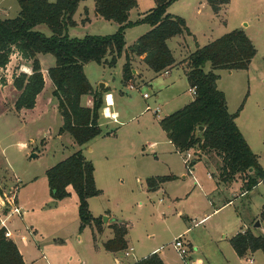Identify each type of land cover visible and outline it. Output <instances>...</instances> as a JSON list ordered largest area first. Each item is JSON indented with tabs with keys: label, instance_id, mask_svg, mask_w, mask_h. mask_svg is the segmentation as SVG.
<instances>
[{
	"label": "trees",
	"instance_id": "1",
	"mask_svg": "<svg viewBox=\"0 0 264 264\" xmlns=\"http://www.w3.org/2000/svg\"><path fill=\"white\" fill-rule=\"evenodd\" d=\"M16 1L19 5L17 15L0 17V70L7 66L14 53L31 61L30 74L19 70L12 77V84L19 92L14 108L31 109L44 87L37 54L54 56L55 63L47 69V75L62 118L59 134L67 133L79 148L45 171L49 193L52 198L60 200L69 196L70 187L78 198L79 228L93 225L99 232L102 216L91 215L88 199L99 195L101 190L95 185L93 163L85 158L80 147L102 133L98 120L103 101L87 79L83 65L93 61L115 66L124 51L126 28L148 24L151 28L128 46L125 55L122 81L132 84L131 57L143 55V62L155 73H160L175 63L167 40L191 33L183 17L167 13V8L175 0H155V6L135 21L129 20V12L137 6V0H94L96 14L116 23L118 29L108 35L85 34L80 38L69 37L67 29L75 25L73 14L81 0ZM228 1L208 0V3L214 12H218L220 6ZM40 25H46L51 34L45 35L38 30ZM255 54V46L242 28H235L203 46H197L182 61L188 68L189 87L196 90L194 99L159 120L161 129L178 152L192 149L196 153L190 160L191 167L202 154L215 152L221 159V164L216 167L217 176L211 172L217 184L231 183L240 178L245 193L258 183L264 185V170L236 125L235 118L242 105L236 112L229 113L225 95L217 88L219 75L216 71L247 70ZM206 63L210 64L208 71L204 70ZM84 95L92 96L91 107L81 104ZM199 127L202 130L197 132ZM171 179L173 176H158L148 178L146 184L154 189V184ZM261 218L264 219V207ZM117 222L111 225L113 237L103 243L107 251L127 249L126 222ZM4 233L5 228L0 225V264H24L16 244ZM229 243L239 257L257 250L264 253V234L254 233L251 228L235 233ZM132 264L165 263L154 252Z\"/></svg>",
	"mask_w": 264,
	"mask_h": 264
},
{
	"label": "rangeland",
	"instance_id": "2",
	"mask_svg": "<svg viewBox=\"0 0 264 264\" xmlns=\"http://www.w3.org/2000/svg\"><path fill=\"white\" fill-rule=\"evenodd\" d=\"M86 1L89 4L92 2V0ZM137 3L136 11L142 12L141 15L148 12L156 4L155 0H138ZM203 3L205 4H200V0H175L167 8V13L181 16L185 19L187 27L196 33L199 46L207 44L210 40L219 37L222 34V30H225L223 27L225 22H222V19L226 21L227 28H229L227 32L235 28H244L247 29L248 33L253 37V44L257 52L254 57L253 65H255L254 70L256 68L258 71L256 72V76L254 74V80L250 81V87H248L245 78L243 79L242 75L244 74H241L238 77L237 93L239 94L240 92V96L243 93L242 96L244 95V97H246L248 88L250 89L249 97L246 100V106L248 107V105H250L249 108L251 109V112L254 113V117L249 125V131L247 133L245 132V134H247L253 152L260 154L264 149V81L261 82L262 79L264 80V0H229L228 3L224 4L225 8H223L224 12H222V16L213 15L215 20H212L214 22L211 29L207 27V25L210 24V19L207 11H205L206 9L209 11L210 8L207 6L208 0H204ZM204 5H206V8ZM4 8H7V13L3 14V12H0V17L13 18L18 13L19 5L16 0H0V10ZM198 8L201 10L204 9V12L201 14L197 13ZM136 11L133 13V16H136ZM109 25L110 24H107L105 20H102L101 23L92 25L86 33H81L77 28L69 27L67 29V34L69 37L78 38L85 34L108 35L114 33L113 26L110 27ZM37 29L45 35L51 34V31L46 25H40ZM143 30H145V25H139L127 29L125 34L127 43L132 41L135 34H143ZM178 37L179 36L170 39L169 47L174 51L176 57H188V55L195 50L194 41L187 38L186 46H179L176 43ZM43 57V66L45 69L48 62L50 63V66L54 65L55 58L52 54H44ZM11 58L10 61H12ZM20 64L31 65V61H27L23 58L16 60L14 58L9 72L6 70L7 66L3 70H0L1 86L7 83L6 75L12 73L13 77V74L20 70ZM119 64L120 60L118 65L112 68L91 61L84 66L85 75L92 80L94 89L98 88L101 82L104 83L106 81L108 84L114 82L123 88L125 87V84L120 80L121 72ZM184 68H187V66H184ZM209 69V63H206L204 70L208 71ZM182 70V67L174 69L172 76L175 73L181 74ZM227 72L229 71L227 70ZM227 72H222V79L218 84L221 88H225L226 84H229L230 87L232 86V79L226 76ZM162 79L163 77L160 76L155 84ZM259 79H261L260 82L258 81ZM134 84L136 89H128L129 91L127 90L128 92L125 94L127 97L131 96L132 100H130L129 104L126 103L124 105V115L127 114V116H134V119L120 129L119 138L116 140L117 142L125 143L126 145L130 143L135 144L142 137L152 134L150 130H144L143 127L146 123L154 125L159 131H162L160 125L156 124V121L158 118L160 120L163 116L164 109L160 108L157 115H154L151 110H143L146 104H149L151 108L153 107V103L155 99H157V92L155 91L156 85L152 82L153 85L150 86L149 84L141 83V81H139L138 84ZM1 86L0 89L2 88ZM49 87H47L46 91L49 90ZM178 90L181 92L178 98L179 102H174L179 104L175 107L177 109L194 97L188 89H185L184 85L182 87L181 84H178V86L172 91H174L175 94ZM225 90L228 94L231 93L230 90ZM11 91L12 90L7 88L5 90L2 89L3 95L7 97V104L3 107V104L0 101V162H2L5 169H7L5 171L1 168L0 170V185L2 187L0 188V191H3L8 196L13 193L14 195L18 193V198L24 203H28L29 206L33 208V212L30 211L33 214L31 217L33 216L34 218H37V216L42 213L44 215V211L46 210V207L41 204L44 202V195L48 196L50 194L45 176L46 169L64 159L66 156L77 150L78 147L76 146L77 148H72L68 135H62L60 139L56 137V129L60 124V118H56L55 116L49 119V117L46 116L44 119L36 121L28 120L27 118L24 120L14 111L9 110L8 105H10L11 101ZM169 92L171 91L164 90L163 95H166ZM143 93H147L149 97H142ZM231 106L230 102V108ZM140 111H143V113L138 115ZM44 128L50 130V133L45 134L42 132V129ZM106 141L110 142L115 140L108 139ZM23 142L26 143V146L22 145ZM31 151H34V153L36 152L38 156L32 157ZM128 151L129 150L127 149L125 154L127 159H129ZM118 152V150L112 148L110 152L111 154L109 155L110 159H113L114 155ZM192 152L191 159L196 155L194 151ZM82 153L88 159L96 154L94 153L91 155L89 149L84 147ZM185 156L186 155L183 154V158ZM173 158L176 161V164L183 169L182 159L178 155H174ZM154 159V155L149 153L146 160L154 162ZM199 160L202 162L204 160L207 161V170L212 171L217 176L218 172L216 167L221 164V159L215 154V152L202 154ZM141 161L142 159H140V157H137L135 162L132 161L133 165H131V168H127L131 169L132 172L129 173V175L120 177L118 181L112 182L111 188L107 187L104 194L95 198L97 204L99 203L98 201L101 200L107 204L109 210L117 215L120 213L127 214L124 212L130 211V213H128L129 217L125 220H128L130 225L132 224V228L129 231L131 238L133 240L138 239L139 241H143L147 246L151 244H158V246L162 245L167 260L181 259L180 255L172 247V241L178 236L177 234L179 232L186 227H190V232L183 236V240L187 241L189 239L193 242V245L191 246L192 248H189L187 253V259L188 256L193 254L192 259L194 260L201 256L203 264H226L220 256V250H224L226 247L231 246L228 241L223 240L222 233L225 232L228 235V238H230L235 230L241 231V228H243L242 226L245 225H250L251 229L255 230L253 228L254 222H250L254 217L252 212L255 211L259 205L264 204V185L256 188L251 194H249V197L245 198L240 197V191L236 190L233 195H229L230 200L233 201V204L230 207L225 208L220 212L212 213L210 216L200 221L202 218L201 214H203L204 211L203 209H208L205 207L212 209L209 205H206L203 208H198L196 213L193 208H190L192 205L190 201L178 199L175 200L172 208L167 210L164 207L166 199H164L163 202H159V198L162 197L159 192L150 195V201H146L144 197H142V194H138L139 191L135 188L146 183L144 178L143 180L135 179V171L140 168ZM262 162L264 164V156L262 157ZM155 165L156 169L154 171L163 170V166L159 162H155ZM201 167H203V163L199 164L196 172L193 174L197 178L199 175H204L205 173V170ZM31 178H35L36 182L32 186L25 184V182L29 181ZM194 178L195 177L191 174H187L186 178H180L178 175L176 181L171 186L172 191L175 192L178 197H181L184 190L189 192L194 187ZM121 180H123V182H121ZM23 184L26 186H23ZM97 184H101L99 178ZM225 191L226 189L221 188L220 192L214 193L208 197L209 200L214 202V207L220 202L216 199L218 198V194L220 193V195L223 196ZM3 192H0V196ZM250 199L253 200L252 203L249 202ZM37 201L39 202V206H36L35 204ZM40 206H43V209H39ZM159 208H164L163 214L159 211H155ZM3 209H5V207H3ZM180 209L183 212V216L176 214V211ZM236 210L241 213L243 221L236 219ZM75 215H77V213H75ZM104 216L106 215H102V221ZM191 219H194V222ZM230 221H232V223H230ZM47 224L48 223H46V225ZM72 224H74L73 219L70 217L66 220V225L68 226ZM57 226L60 227L59 224H57ZM47 229V232L52 230L57 232L55 236L64 233L61 231V228L53 229L47 227ZM147 234H152L153 237H148ZM24 236L32 241V237L28 231L24 233ZM196 242L198 243L197 246H199L198 250L195 248ZM31 245L33 246L32 243ZM70 250L71 246H67L65 249V251H69V253L71 252ZM206 257L208 258L205 259ZM27 258L29 257L27 256ZM250 258L256 260L255 264H261V262L264 263V253L261 250L247 253L241 260L237 259V262H240L239 264H248L247 259ZM76 261L77 260L73 258V261L70 264H82L79 262L75 263ZM28 263H30V261ZM230 263L235 264L232 260H230ZM36 264H46V262L45 260H39Z\"/></svg>",
	"mask_w": 264,
	"mask_h": 264
},
{
	"label": "crops",
	"instance_id": "3",
	"mask_svg": "<svg viewBox=\"0 0 264 264\" xmlns=\"http://www.w3.org/2000/svg\"><path fill=\"white\" fill-rule=\"evenodd\" d=\"M50 1H54V0H50ZM203 1L204 0H200V4H205L203 3ZM204 6L206 8V5ZM207 6L210 7L209 11L207 9L205 10L207 11L209 19H210V24L207 25V27L211 29V26L213 25V22H214L212 20H215L213 15L222 16V12H224L223 8H225V5H221L218 12H214L211 6L209 5V3ZM136 8L137 7L131 9L129 12L130 21H135L142 16L141 15L142 12L140 11L137 12ZM6 9L7 8L1 9L0 12L1 13L3 12V14L7 13ZM135 11L137 14L136 16H133V13ZM203 12H204V9L201 10L200 8H198L197 13L201 14ZM73 20L75 21V25L72 27L77 28L81 33H84V32L86 33L87 31H89L92 25L99 24L102 22V20H105V19H103L101 16L96 14L94 0H92L90 4L86 0H81L77 6L75 13L73 14ZM105 21L107 22V24H110L109 25L110 27L113 26L114 32L118 29V25L116 23L112 21H108V20H105ZM222 22H225V25L223 26L225 30H222L223 32L221 35L227 33V31L229 30V28H227L226 21L222 19ZM112 24H115V25H112ZM139 25H145V30H143L142 33L147 32L151 28L148 24H139ZM139 25H136V26H139ZM132 27H135V26H132ZM132 27H129V28H132ZM129 28H126L125 34H126L127 29ZM188 29L191 34L183 33V34H179L173 37L179 36L178 39L176 40V43L179 46L180 45L186 46L187 38L189 40L192 39L194 41V46L196 49L197 46H199L197 42L196 33L191 31L190 28ZM242 29L244 30L245 34L250 38V40L253 43L254 39L248 33L247 29H244V28ZM140 35L142 34H135V36L132 38V41L130 43H127L126 36H125L124 51L122 55L118 58L115 66H113V67H116L120 60L119 65H120V72H121L120 73L121 81H122V67H123V64L125 63V57H126L125 55L127 52V48ZM173 37L167 40L168 47H169V41ZM212 40H210L209 42H211ZM169 49L172 52L175 63L171 67L165 69L164 71L160 73H155L143 62L142 60L143 55L141 56L134 55L133 57H131V67H132V76H133L131 81L133 84L134 83L138 84V82L141 81V83L143 84L146 83L152 86L153 85L152 82L155 84V82L160 76L163 77L162 80H159L155 84L156 85L155 91L157 92L156 94L157 99H155L153 103V107H152V110L155 108H158V112L160 111V108L164 109V114L162 117L177 110V108L175 107L179 105L177 103L179 102L178 98L181 92L178 90L174 94V91L172 90H174L176 86H178V84H181L182 87L184 85L185 89L189 88L188 80L186 77V71L188 68H184V66H187V65L185 62H182L187 56H184V58H178L175 56L174 51L170 47ZM43 55L37 54V58L40 61L41 70L43 73L44 87H43V90L36 97L35 106L31 109L22 108L20 110H16L14 108V102L19 92L14 88L12 84V73H9L8 75H6L7 83L3 86L0 85L2 87L0 89L1 90L0 101L3 104V107L5 106V104H7V101H6L7 97H5L2 92V89L5 90L7 88L9 90H12L10 105H8L9 110L14 111L18 116L22 117L24 120L27 118L28 120L36 121L39 119H44L46 116H48L49 119L55 116L56 118H60L61 119L60 124L58 128L56 129L57 131L56 137L60 139L62 135H68V134L67 133L59 134V127L62 124V118L57 109V101L52 96V91H53L52 82L47 75V69L51 66L49 62L48 63L46 62L47 63L46 69L44 68ZM11 57H12L11 58L12 61H10L9 64L7 65V69H6L7 72H9L11 63L14 61V58L16 60L21 58L18 53H14ZM109 57L110 56H108L106 59H109ZM254 57L252 58L248 69L245 71L231 70L227 72V70H224V69H220L216 71L217 74L219 75V78L217 79V82H216L217 88H219V90H221L225 95L227 109L229 113L236 112L238 108L240 107V105H242L241 109L238 112V116L235 118V122L240 132L242 133L243 137L249 144V146H250V142L245 132L247 133L249 131V127H250L249 125L254 117V113H252L251 109L249 108L250 105H248V107L246 106V100L249 97L250 89L248 88L246 97H244V95L242 96L243 93L241 94V96H240V92L239 94L237 93V90H238L237 87H238V77L241 74H244L242 76H243V79L245 78L248 87H250L249 86L250 81L254 80V74L256 76L257 74L256 72L258 71V69L256 68L254 70V66H255L253 65ZM84 66H86V63L83 65V70H84ZM19 67L22 72H25L27 74L31 73L30 64H27V65L20 64ZM179 67L183 68L182 73L181 74L175 73L172 76L173 70L178 69ZM222 72L224 73L227 72L226 76L232 79L231 87L229 86V84H226L225 88H221L218 85L219 81L222 79ZM239 72H243V73H239ZM87 79L89 80L90 84L93 87L92 80H90L88 77ZM260 80L261 79H259L258 81L260 82ZM262 81L264 80L262 79L261 82ZM127 85L128 84H125V87L121 88L118 84H115L114 82H112V84H108L107 81L104 82V87H103V92L101 94V98L103 101L105 94L110 93L112 95L113 105L109 107V112H113L117 115L116 121L110 118H106L103 115V109L105 107V103L103 101V106L99 111L100 116L98 120L102 133L94 137L93 139H91L89 142H87L82 147H80L81 150L83 149V147L88 148L91 155L96 153L95 156H92L89 159L87 157L85 158L90 160L93 163L95 185L98 183V178L100 179V183H101L100 185L98 184L96 185V187L98 186L97 188L101 190V193L97 196H94L88 199L89 211L93 217L106 215L107 221L106 222L103 221L100 227L101 230L99 232H97L95 226L93 225H87L83 227L82 229H80L79 228L80 220L78 216V198L76 197L77 195L75 194V192L70 187H69V191H70L69 196L63 199H60V200H56L52 198L50 194L48 196L44 195L45 196L44 202H42L41 204L44 207H46V210L44 211V215L42 213L41 215L37 216V218H34L33 216L31 217V215H33L31 213L33 212V208L30 207L28 203H24L22 200H20V198H18V193H16L15 204L16 206L19 207L20 214L10 213L9 210H7L8 208L3 209L2 211L3 216H1L3 224L0 223V225L4 227L5 230L10 232V237L8 238L13 240L14 243L16 244L17 248L19 249V252L22 255L24 264H36V262H38L39 260H45L46 264H70L73 261V258L77 260L75 263L79 262L82 264H88V263H91V264H132L133 262L141 258H144L154 252L158 253V255L161 257V259L163 260L165 264H181L182 259L167 260L165 256V251L162 245L158 246V244H151L147 246L145 245L143 241H139L138 239L133 240L131 238L129 231L132 228V224L130 225L129 221L125 220L126 218L129 217L128 213H130V211L124 212L127 214L120 213L117 215L116 213L109 210L107 204H105L101 200L98 201L99 202L98 204L95 201L96 197L105 193L107 187L111 188L112 182L118 181L120 177L129 175V173L132 172L131 169H127V168H131V165H133L132 161L135 162L137 157H140L142 161L140 162V168L135 171L136 180L138 179L143 180L144 178L146 181L148 178H155L158 176H173V179L171 180H167L161 183L154 184L155 186V187L153 186L154 189H150L146 183H144V185L143 184L140 185L139 187L137 186V188L135 189L139 191L138 194L139 195L142 194V197H144L146 201H150V195L159 192V194L162 196L159 198V202L160 201L163 202V200L166 199V202H165L166 204L164 207L167 210L171 209L175 203V200H178V199H182L183 201H190L192 203L190 208L191 209L193 208L194 212L196 213H197L198 208H201V207L203 208L204 206L209 205L212 209H209V207H205L208 209H203L204 211H203V214H201L202 218L200 219V221L204 220L206 217L210 216V214L212 213H216L218 211L220 212L223 209L230 207L233 204V201L230 200L229 195L230 194L233 195V193L236 190L240 191L239 193L240 197L245 198V197H249V194H251L256 188L263 185L262 183H258L257 186L253 188V190L245 193L242 191V181L240 178H236V180H234L231 183H227V184L218 183L217 184V181L211 175L212 171L207 170V165H208L207 161L204 160L202 162L198 160L192 166L191 175L195 177L194 187L189 192H187V190H184V192H182L181 194V197H178L177 194L172 191L171 186L176 181V178L178 177V175L180 178L187 177L188 173H186L187 169L184 164L183 154H186V153L192 154L193 153L192 149L184 153L178 152L173 146V144L170 142V140L167 138L165 132L162 129H161L162 131H159V129L154 127V125H150L149 123H146V125H144L143 128L145 131L150 130L152 134L142 137L135 144L130 143L126 145L125 143H119L116 141L119 138L118 136L120 133V129L123 126H125L128 122H130L132 119H134V116H127L126 113H125L126 115H124V105L126 103L129 104L130 100H132L131 96L130 97L125 96V94L129 91L127 88ZM47 87H49L48 91H46ZM225 89L230 90L231 93L228 94ZM164 90H170L171 92L167 93L166 95H163ZM193 99L189 100L188 102H185L184 105L188 104ZM175 101H177V103H174ZM229 101L231 102V105H232L231 108H230ZM81 104L84 106L91 107L92 106V96L90 95L82 96ZM147 106H150V105L146 104L143 110H147L146 109ZM106 112L108 113V111ZM142 113L143 111H140L138 115ZM152 113L154 115H157V113H154L153 111ZM156 124L159 125V118L156 121ZM42 132H44L45 134L46 133L49 134L50 130H46V128H44L42 129ZM68 137L70 138V145L72 146V148H75L76 145H74L73 141H71L72 140L71 137L69 135ZM108 139H112L115 141H110V142L106 141ZM22 145L26 146V143L23 142ZM112 148H114V150H118L119 152L116 155H114L113 159H110L109 155L111 154L110 152ZM127 149L129 150L127 152L129 155V159H127L125 155ZM149 153L154 155V158H155L154 162L146 160L148 158ZM255 154L257 155L258 161L262 169L264 170V164L262 162V157L264 156V149L260 152V154L256 152ZM174 155L175 156L178 155L182 159L183 169L181 166L176 164V161L173 158ZM31 156L36 157L38 156V154L36 152L34 153V151H31ZM155 162H159L160 164H162L163 166L162 171H154L156 169ZM200 163H203V167L201 168L205 170V173L204 175H199L197 178L193 174L196 172V169ZM1 168H3V170L5 171L7 170L5 169V166L2 164V162H0V170ZM35 182H36L35 178H31L29 181L25 182V184L32 186ZM46 182H47V179H46ZM121 182H123V180H121ZM25 184H23V186H26ZM0 188H2L1 185H0ZM221 188L226 189L225 194L223 196H221L220 193L218 194V198L216 199L220 202L217 204V206L214 207L213 206L214 202L209 200L208 197L213 195L214 193L220 192ZM48 191H49V187H48ZM0 192H3V191H0ZM249 202L252 203L253 200L250 199ZM35 204L36 206H39L38 201ZM43 206H40L39 209H43ZM263 207H264V204H261L256 208L255 211L252 212L254 217L250 223L254 222L256 219H259L262 226H264V219L261 218V211ZM163 209L164 208H159V209H156L155 211H159L161 214H163ZM235 212L237 216L236 219L243 221L241 213H239L238 210H236ZM75 213H77V215H75ZM176 214L179 216H183V212L181 209L177 210ZM70 217H72L74 224L67 226L66 220L69 219ZM191 220L194 222V219H191ZM117 221L126 222L127 234L125 235V239L127 242V249L132 252V255L129 257H125L124 251L111 252V251L105 250L103 247V243L106 240L111 239L113 237V229L111 225L115 222L118 223ZM46 223L48 224L46 225ZM230 223H232V221H230ZM57 224H59L60 227H58ZM47 227H50L53 229L61 228V231H63L64 233L62 235L55 236L57 232H55L54 230L47 232L46 231L48 230ZM242 227L243 228H241V231H244L246 228H251L250 225L249 226L245 225ZM27 231L32 237V241L28 240V238L24 236V233ZM189 232H190V227H186L181 232H179L177 235L184 236L188 234ZM237 232H239V230H235L232 236ZM253 232L257 233L258 231L253 230ZM147 236L153 237L152 234H147ZM222 238L223 240L229 242L230 238H228V235L225 232L222 233ZM184 241L187 243L189 248H192L191 247L193 245L192 240L188 239L187 241L186 240ZM31 243L35 247H33ZM195 245H196L195 246L196 250H198L199 249V246H197L198 243L196 242ZM67 246H71L70 253L69 251L68 252L65 251ZM220 254H221L220 256L222 260L226 264H231L230 260L235 262V264H239L240 262L238 263L237 259L241 260L242 258H244V257H239L232 247H226L224 250H220ZM27 256L29 258H27ZM192 256L193 254L188 256L190 264H203V260L201 256L195 258L194 260L192 259ZM207 258L208 257H206L205 259ZM251 259H252V262H249V259H247L248 264H255L256 260L253 258ZM29 261L30 263H28ZM261 264H264V263L261 262Z\"/></svg>",
	"mask_w": 264,
	"mask_h": 264
},
{
	"label": "built area",
	"instance_id": "4",
	"mask_svg": "<svg viewBox=\"0 0 264 264\" xmlns=\"http://www.w3.org/2000/svg\"><path fill=\"white\" fill-rule=\"evenodd\" d=\"M127 88L132 90V89H136L134 84H128ZM189 92H191V94L195 95L196 90L195 87H189L188 88ZM144 98L148 97L147 93H143L142 94ZM104 103H105V107L103 109V115L106 118H110L113 119L114 121H116L117 115L113 112H109V107H111L113 105L112 102V95L110 93L105 94L104 99H103ZM147 110H152V108L150 106L146 107ZM106 110L108 111V113H106ZM154 113L158 112V108H155L152 110ZM186 156L183 158L184 159V164L185 167L187 169V173L188 174H192V167L190 165V160H191V154L190 153H186ZM8 208L10 213H14V214H20V209L18 206H16L15 204V195L14 193L11 194L10 196L6 195L5 193H3L0 196V223L3 224L2 221V211H3V207ZM5 236L6 237H10V232L5 230ZM172 247L175 249V251L180 255L181 259H182V263L183 264H190L189 259H187V253L189 251V246L187 245V243L183 240V236L179 235L178 237H176L173 241H172ZM124 255L125 257H129L132 255V252L128 249L124 250ZM249 262H252V259H249Z\"/></svg>",
	"mask_w": 264,
	"mask_h": 264
},
{
	"label": "water",
	"instance_id": "5",
	"mask_svg": "<svg viewBox=\"0 0 264 264\" xmlns=\"http://www.w3.org/2000/svg\"><path fill=\"white\" fill-rule=\"evenodd\" d=\"M103 87H104V83L101 82V83L99 84V87L97 88V91H98V93H99L100 95H101L102 92H103ZM201 130H202V127H199L197 132H200ZM251 171H252V170L250 169L249 172H251ZM103 221H104V222L107 221V216H104V217H103ZM253 228H254L256 231H258V232L264 234V228H263V226H262V224H261V222H260L259 219H256V220L254 221V223H253Z\"/></svg>",
	"mask_w": 264,
	"mask_h": 264
},
{
	"label": "bare ground",
	"instance_id": "6",
	"mask_svg": "<svg viewBox=\"0 0 264 264\" xmlns=\"http://www.w3.org/2000/svg\"><path fill=\"white\" fill-rule=\"evenodd\" d=\"M107 111V110H106ZM107 113V112H106Z\"/></svg>",
	"mask_w": 264,
	"mask_h": 264
}]
</instances>
